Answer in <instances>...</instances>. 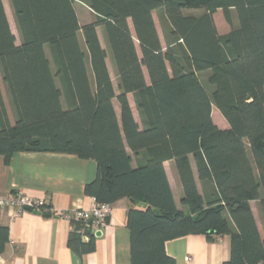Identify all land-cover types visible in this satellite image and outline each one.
<instances>
[{
  "label": "trees",
  "instance_id": "trees-1",
  "mask_svg": "<svg viewBox=\"0 0 264 264\" xmlns=\"http://www.w3.org/2000/svg\"><path fill=\"white\" fill-rule=\"evenodd\" d=\"M75 1L92 11L91 21L80 25ZM218 10L230 26L224 34ZM0 75L14 112L12 122L0 87L3 162L17 151L93 159L86 196L145 204L127 211L130 264H175L165 243L186 235H228L222 264L264 260L250 206L257 201L264 221V0H0ZM212 107L228 128L214 123ZM167 160L181 185L180 208ZM70 221L68 248L94 251L91 224ZM7 242L0 225V253Z\"/></svg>",
  "mask_w": 264,
  "mask_h": 264
},
{
  "label": "crops",
  "instance_id": "crops-1",
  "mask_svg": "<svg viewBox=\"0 0 264 264\" xmlns=\"http://www.w3.org/2000/svg\"><path fill=\"white\" fill-rule=\"evenodd\" d=\"M74 7L80 25L93 19L92 11L84 3L75 1ZM129 25L131 27L130 21ZM97 33L102 44L101 27H97ZM106 63L110 73L108 56ZM0 87L3 96L4 90ZM127 96L133 109L132 95L129 93ZM212 119L219 128H228L222 115L217 119L212 116ZM164 168L180 208L182 190L174 162L165 161ZM95 174L93 159H81L74 154L17 151L7 164L0 155V195L22 190L30 196L43 198L55 211L49 216L36 211H24L14 216L12 207L0 208V225L8 229V242L0 253V264H130L126 215L130 207L137 205L127 197L111 204L106 225L95 230H99L100 235L96 236L94 251L78 255L67 246L68 232L73 223L60 213L89 208L95 202L84 194L85 184ZM250 206L259 232L264 237V221L257 201H251ZM82 239L85 241L87 237ZM165 250L174 258L175 264H222L229 257V236L220 235L208 241L203 235H186L167 241ZM185 256L190 260L185 261Z\"/></svg>",
  "mask_w": 264,
  "mask_h": 264
},
{
  "label": "built area",
  "instance_id": "built-area-1",
  "mask_svg": "<svg viewBox=\"0 0 264 264\" xmlns=\"http://www.w3.org/2000/svg\"><path fill=\"white\" fill-rule=\"evenodd\" d=\"M12 207L14 216L24 211H36L43 214H55V211L46 203L43 198L30 196L22 190H14L0 195V208ZM111 214V204L94 202L89 208H75L69 212H62L64 218L69 220H82L89 222L94 230L103 228ZM189 261L188 256L184 257ZM258 264H264V260Z\"/></svg>",
  "mask_w": 264,
  "mask_h": 264
},
{
  "label": "rangeland",
  "instance_id": "rangeland-1",
  "mask_svg": "<svg viewBox=\"0 0 264 264\" xmlns=\"http://www.w3.org/2000/svg\"><path fill=\"white\" fill-rule=\"evenodd\" d=\"M9 10L12 13V11L10 9V6H9ZM185 12L186 13L196 14L197 15V14H200L202 12V10L201 9H196V10L190 9V10H186ZM7 15H8L7 17H8L10 26H11L12 31H13V33L15 35V38H16V43L18 44L19 43V35H18V32H17L16 26L14 24L13 17L9 13ZM213 18L215 20L216 29H217L218 33L224 34V33H227L230 30V26L224 20V17L222 15V11L221 10L216 11V13L213 15ZM232 19H233V25H235L236 18L234 16V14L232 16ZM154 21H155V24H156L158 33H159V35L162 38V33H161V28H160V22H159V18H158V12H155V14H154ZM130 29H131V32L133 34L134 33L133 32V28H130ZM80 39H81V42H82L83 40H82V35L81 34H80ZM101 41H102V44L107 48L106 43L104 42L105 40H104L102 34H101ZM135 46H136L137 52L139 53V46H138V43L136 41H135ZM107 51H108L107 52L108 53V64H109V68H110L111 78L113 80V84H114V87L116 89V82H117V80H116L117 79L116 78V72H115V68H114V65H113L112 60H111L110 52H109L108 49H107ZM143 70H144L145 78H146V80L148 82L146 70L145 69H143ZM201 79L203 81L204 80V77L202 76ZM0 86H2V90H4V92H3V99H4V103H5V107H6V110H7L8 117L13 122V120H14V112H13V109L11 107L10 100H9V98L7 96V93L5 91V88H4V84H3V81H2L1 75H0ZM208 91H210V88H209ZM131 100H132V98H131ZM131 103L133 104V102H131ZM132 106H133L134 115H135V117H137V113H136V110L134 108V105H132ZM212 116H213L214 119L220 118V116H221V114L216 110L215 107H212Z\"/></svg>",
  "mask_w": 264,
  "mask_h": 264
},
{
  "label": "water",
  "instance_id": "water-1",
  "mask_svg": "<svg viewBox=\"0 0 264 264\" xmlns=\"http://www.w3.org/2000/svg\"><path fill=\"white\" fill-rule=\"evenodd\" d=\"M134 204H136L137 206H141V205H145V204H141L140 202H137V201H132ZM50 214H46V216H49ZM95 235L96 236H99L100 235V231L99 230H97V231H95Z\"/></svg>",
  "mask_w": 264,
  "mask_h": 264
}]
</instances>
